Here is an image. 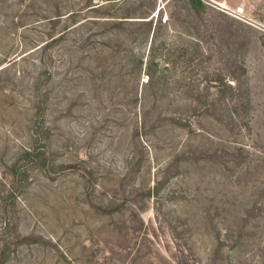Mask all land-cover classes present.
<instances>
[{"label":"rangeland","instance_id":"obj_1","mask_svg":"<svg viewBox=\"0 0 264 264\" xmlns=\"http://www.w3.org/2000/svg\"><path fill=\"white\" fill-rule=\"evenodd\" d=\"M0 264H264V0H0Z\"/></svg>","mask_w":264,"mask_h":264},{"label":"built area","instance_id":"obj_2","mask_svg":"<svg viewBox=\"0 0 264 264\" xmlns=\"http://www.w3.org/2000/svg\"><path fill=\"white\" fill-rule=\"evenodd\" d=\"M233 13H234V15L237 16V17H239V16H244V15H245L244 7H243V6L236 7V8L233 10Z\"/></svg>","mask_w":264,"mask_h":264},{"label":"trees","instance_id":"obj_3","mask_svg":"<svg viewBox=\"0 0 264 264\" xmlns=\"http://www.w3.org/2000/svg\"><path fill=\"white\" fill-rule=\"evenodd\" d=\"M196 1L198 4H202L203 3V0H194Z\"/></svg>","mask_w":264,"mask_h":264}]
</instances>
